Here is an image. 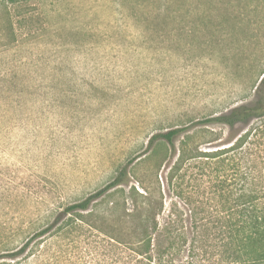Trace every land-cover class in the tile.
Segmentation results:
<instances>
[{
  "label": "rangeland",
  "instance_id": "1",
  "mask_svg": "<svg viewBox=\"0 0 264 264\" xmlns=\"http://www.w3.org/2000/svg\"><path fill=\"white\" fill-rule=\"evenodd\" d=\"M262 69L264 0H0V256L120 167L151 183L153 134L237 133L199 127Z\"/></svg>",
  "mask_w": 264,
  "mask_h": 264
},
{
  "label": "trees",
  "instance_id": "2",
  "mask_svg": "<svg viewBox=\"0 0 264 264\" xmlns=\"http://www.w3.org/2000/svg\"><path fill=\"white\" fill-rule=\"evenodd\" d=\"M253 88L252 101L212 115L199 127L218 124L237 127V133H186L183 126L153 134L149 146L164 145L167 161L161 171L158 164L145 172L153 175L151 183L120 167L103 186L64 206L0 258L264 264V69ZM203 143L211 147L202 148ZM70 246L79 252L70 253Z\"/></svg>",
  "mask_w": 264,
  "mask_h": 264
}]
</instances>
